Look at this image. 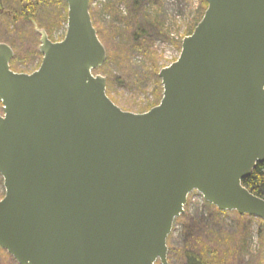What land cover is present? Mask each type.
Returning <instances> with one entry per match:
<instances>
[{"label":"water","instance_id":"1","mask_svg":"<svg viewBox=\"0 0 264 264\" xmlns=\"http://www.w3.org/2000/svg\"><path fill=\"white\" fill-rule=\"evenodd\" d=\"M63 1V40L36 30V71L13 72L0 43V250L17 264H168L193 192L264 224L242 185L264 163V0H204L141 114L94 73L107 53L90 0Z\"/></svg>","mask_w":264,"mask_h":264},{"label":"rangeland","instance_id":"2","mask_svg":"<svg viewBox=\"0 0 264 264\" xmlns=\"http://www.w3.org/2000/svg\"><path fill=\"white\" fill-rule=\"evenodd\" d=\"M6 1L10 3L12 0H3V2ZM202 1L203 0H143L144 13L150 18L149 20H157L161 26L159 30L163 33L159 32L156 37H153L156 31H149L147 34V36H150L149 45L146 48L147 50L145 49L143 51H129L128 48L125 47L119 48L120 42L117 37H113V40H108L109 44L107 46L103 44L106 53L109 52L112 56L109 59L107 53V61L104 64V72L106 75H101L105 77L106 80L108 77L111 78L108 95L113 103L122 111L141 114L147 112V108L156 102V80L150 75L152 64L147 61V54L148 52L155 53L154 57L151 58L150 56L149 59L156 60L158 73L161 69L173 63L179 56L183 38L191 35L198 20L201 18V13L203 11L201 9ZM128 3H130V0H90L89 11L93 12L95 15L96 27H99L100 31L107 32H109L110 29H123V18H125L129 14V10H131ZM109 4L117 8L118 12L121 14L119 15L120 17H116L117 20L112 21L111 15L106 12L103 13V6H108ZM45 18H47V16H45ZM61 20L58 21V26L53 28V32L49 34L52 42H59L64 38L66 27L65 23ZM4 21L5 19L0 17V42H6L5 44L10 43L9 46L11 44H18L21 46L20 48H16L15 51V54L18 55L21 60L20 63L14 62V64L11 65L13 72L30 74L37 70L41 62V57L34 54V50L38 51L39 47L40 37L37 32L34 30L35 34L32 33L30 36L28 33L29 41L23 45V42H26V39H24L26 29L19 26L16 28L20 31L15 30L14 27L10 29V32H6L3 27H1V23ZM33 28L38 29L36 26ZM151 38H153V40ZM29 51L30 53L28 55ZM3 195V181L0 177V199H2ZM187 202V217L189 216L193 221L195 220L194 226H199H197L196 230L193 228V238L204 235L206 238L208 237V243L213 245L214 248L218 246V243L221 245L220 248L223 249V252L220 254L225 252V256L228 254L234 257L237 256L239 251L236 242L241 238L244 244L248 245L245 249V254L247 256L246 258L240 259L237 263L258 264V254L260 253V249L262 250V241L257 237L259 223L256 219H246L234 213H225L218 217H214L216 215L212 214L210 207L205 204L202 197L197 192H193L188 197ZM201 216H203L204 220L199 219ZM212 216L214 217V226L210 229L212 227ZM189 218L174 222L171 235L167 241L168 264H183L178 256V252L186 247V243L188 242V237L183 232V224L188 222ZM0 264H15V262L12 258L7 256L5 252L0 251ZM260 264L262 263L260 262Z\"/></svg>","mask_w":264,"mask_h":264},{"label":"trees","instance_id":"3","mask_svg":"<svg viewBox=\"0 0 264 264\" xmlns=\"http://www.w3.org/2000/svg\"><path fill=\"white\" fill-rule=\"evenodd\" d=\"M142 2L143 0H130V3L128 4L131 10H129V14L125 18H123L124 28L118 30L110 29L109 32L100 31L99 27H96L97 23L95 22L96 21L95 15L93 12H90L93 26L95 27L97 31V35L100 41L102 42V44L107 46L109 44L108 40H113L114 39L113 37L115 38L117 37L120 42V47L119 46L117 47L119 48L125 47L128 48L129 51H133V50L143 51L149 45L150 36H147L149 31H156L153 37H156L157 33L159 32L163 33L161 30H159V27L161 26L157 22V20L156 19L149 20L150 18L146 16L147 14H145L143 11L144 5L142 4ZM10 3L12 4L11 7L7 1L5 2V4H7L9 6V9H11L12 11L10 14L11 16L6 18V20L1 23L2 24L1 27H3V29L6 32H10V29L14 27L15 30H18V28L16 27L19 26L24 27V29H26L25 30L26 34L24 36L26 42H23V45L29 41L28 33L29 36L32 33L35 34L33 28L34 26H37L38 29H44L46 33L49 35L53 32V28L58 26L59 20L62 19L61 20L62 22L64 23L66 22V13H65L66 4L63 0H12ZM201 5H202L201 9L203 10L201 13V17H202L205 9L207 8V4L203 0L201 2ZM103 9H104L103 13L106 12L107 14L111 15L112 21L117 20L116 17H120L119 15H121L118 12L117 8L113 7L112 4H109L108 6H103ZM44 15L47 16V18H45ZM200 19L198 20V22L200 21ZM151 39L153 40V38ZM10 47L13 49V51H16V48H20L21 46L18 44L15 45L11 44ZM29 53L30 51L28 52V55ZM107 53L109 55V57L108 55L107 57L110 59L112 55L109 52ZM34 54L40 56L37 50L36 51L34 50ZM154 55H155L154 52L151 53L148 52L147 61H149L152 64V70L150 75L153 76L156 80L155 85L157 90V96H156V102L153 105L149 106L147 110L158 105L159 103L158 101L159 99H161V94H162L161 83L158 78L156 60L149 59L150 56L152 58L154 57ZM20 60L21 58L15 54V58L11 64H14V62L20 63ZM104 69L105 67L103 66L94 73L95 74L99 73L100 75L102 74L104 76L106 75ZM108 78L106 80V88H107L106 93L107 96L109 97L108 94L110 91L111 78L109 79ZM242 185L250 193L264 200V163L258 164L255 170L253 171V173L251 174V176L242 181ZM205 204L210 207V209L212 210V214L216 215L214 217H218L219 215L225 214L218 212L216 208L211 206L210 204L207 203ZM187 209H188V202L185 208V213L182 216H180L178 219H176L175 222H179L180 220L183 221L185 218H189V216L187 217L188 214ZM214 217L213 216L211 217L212 227L210 229H212L214 226ZM199 219L204 220L203 216H201V218ZM194 221L191 218H189L188 222H185V224H183L184 226L183 232L188 237L187 239L188 242L186 243V247H184L181 251L178 252V256L182 260L183 264H224V261L222 260V256L220 257L217 256L219 253L223 252V249L220 248L221 245L219 243L217 244L218 246L214 248L213 245L208 243V239H207L208 237L206 238V236L204 235L193 238V234H192L193 228L196 230L198 226V225L194 226L195 225ZM260 229H261V241H262L261 248L262 250H264L263 223H261ZM236 246L239 249L245 248V244L241 238L239 241L236 242ZM224 255L225 252L223 253V256ZM260 262L264 264L262 257Z\"/></svg>","mask_w":264,"mask_h":264},{"label":"flooded vegetation","instance_id":"4","mask_svg":"<svg viewBox=\"0 0 264 264\" xmlns=\"http://www.w3.org/2000/svg\"><path fill=\"white\" fill-rule=\"evenodd\" d=\"M4 3L5 2H3V0H0V17H2V18H4L5 20H6V18H8L9 16H11L10 14H11V9H9V6L7 5V4H5L4 5ZM9 5H10V7L12 6V4L11 3H9ZM6 11V12H5ZM65 13H67V5H66V12ZM37 27V26H36ZM35 30V32H36V30H37V28L36 29H34ZM39 30H44V29H39ZM45 31V30H44ZM46 32V31H45ZM65 33H66V31H65ZM38 34V33H37ZM48 35V34H47ZM50 35H48V38H49V40H50V37H49ZM65 36V35H64ZM40 37V36H39ZM39 40H40V38H39ZM63 40V39H62ZM61 40V41H62ZM51 41V40H50ZM52 42V41H51ZM60 42V41H59ZM1 43V42H0ZM53 43H55V42H53ZM14 55H15V51H14ZM40 57H41V55H40ZM14 58H15V56H14ZM14 58L12 59V61L14 60ZM42 58V57H41ZM40 58V59H41ZM12 61H11V63H12ZM10 63V68H11V64ZM41 63V62H40ZM12 70V69H11ZM13 71V70H12ZM36 71V70H35ZM34 72V71H33ZM31 74V73H30ZM217 210V209H216ZM236 214V213H235ZM236 215H238V214H236ZM239 216V215H238ZM239 217H243V218H246V219H256L257 221H258V223H259V228H258V234H257V237H259L260 238V240H261V229H260V225H261V223H263L260 219H258V218H255V217H250V216H247V215H244V216H239ZM246 243H247V239H246ZM260 246H261V242H260ZM248 247V245H245V248H241V249H239L238 248V254H237V256L236 257H234V256H230V255H224L223 256V254H218L217 256L218 257H220V256H222V260L224 261V264H236L237 262H239V260L240 259H242V258H246V254H245V252H246V248ZM1 252H4V251H2V250H0ZM263 252H264V250L262 251L261 249H260V253L258 254V259H259V262H258V264H260V261H261V257H262V260H263ZM6 253V252H5ZM6 255H7V253H6ZM8 256V255H7ZM10 257V256H9ZM264 262V261H263ZM16 264V263H15ZM238 264V263H237Z\"/></svg>","mask_w":264,"mask_h":264}]
</instances>
